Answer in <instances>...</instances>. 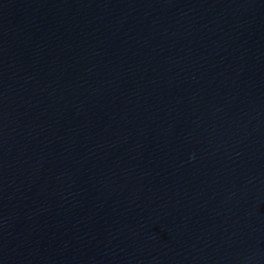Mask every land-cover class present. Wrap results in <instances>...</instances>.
Returning a JSON list of instances; mask_svg holds the SVG:
<instances>
[{
    "label": "water",
    "instance_id": "obj_1",
    "mask_svg": "<svg viewBox=\"0 0 264 264\" xmlns=\"http://www.w3.org/2000/svg\"><path fill=\"white\" fill-rule=\"evenodd\" d=\"M0 264H264V0H0Z\"/></svg>",
    "mask_w": 264,
    "mask_h": 264
}]
</instances>
